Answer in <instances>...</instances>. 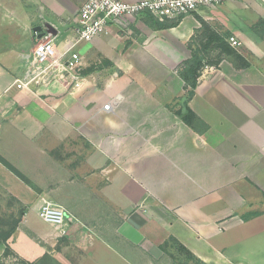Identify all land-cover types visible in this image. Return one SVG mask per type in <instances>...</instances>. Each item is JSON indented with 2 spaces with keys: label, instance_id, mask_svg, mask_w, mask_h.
Here are the masks:
<instances>
[{
  "label": "crops",
  "instance_id": "0c3cea01",
  "mask_svg": "<svg viewBox=\"0 0 264 264\" xmlns=\"http://www.w3.org/2000/svg\"><path fill=\"white\" fill-rule=\"evenodd\" d=\"M20 1L0 0V156L39 197L84 179L89 193L74 192L77 203L121 207L123 245L103 236L100 250L112 260L100 264H157L171 237L206 264H264V40L253 31L264 0L227 1L161 29L148 24L147 12L111 22L76 48L111 65L87 70L73 91L23 83L39 42L35 28L50 25L62 50L76 38L87 0ZM207 27L238 39L251 66L224 59L203 70L189 104L207 128L195 131L168 105L186 91L179 67L191 57L187 44L193 36L206 41ZM78 138L90 150L76 166L63 150ZM0 186L22 199L24 189L27 215L38 216V197L1 161ZM95 187L104 190L101 199ZM72 214L87 221L92 237L91 218Z\"/></svg>",
  "mask_w": 264,
  "mask_h": 264
},
{
  "label": "rangeland",
  "instance_id": "374dc122",
  "mask_svg": "<svg viewBox=\"0 0 264 264\" xmlns=\"http://www.w3.org/2000/svg\"><path fill=\"white\" fill-rule=\"evenodd\" d=\"M2 2H11L14 4V6L21 4L20 0H2ZM38 23L39 17L37 15L35 24ZM27 35H29L31 39V33L29 32ZM26 39L27 38L25 36L24 41ZM29 42L31 44V40ZM230 45L234 47L238 53L242 52V46H233L231 43ZM79 50L81 54L84 53L82 75L87 73V70L91 69L92 67L102 68L103 66L111 65V60L106 56H99L92 59L91 57L88 58V54L85 53L87 52L86 49L83 50L79 48ZM211 51V54L204 60V67L201 71V74L205 68L207 69L212 66L217 67L220 64V62L219 64H215L219 51ZM224 59L230 61L234 66L240 65L241 63L235 54H224L221 62ZM256 90L257 88H255V92H257ZM178 98L173 100L171 106H169L170 104L168 105L169 109H171L174 113L181 107V101L177 100ZM190 127L195 131H200L207 128V124L201 120L195 119L193 121V125ZM68 143L70 144V142ZM87 149L88 148H86L85 143L78 138L73 139V146L71 150H68L67 147V150L64 149L63 151L67 153L66 158L72 159L74 161L73 165L77 166L83 162L82 159L84 156L82 154L83 152L85 153ZM14 168L16 169V167ZM20 173L23 174L22 172ZM23 176L24 179L20 176L18 177L25 184L30 186L32 191L35 193V195H31V197H36V199L38 197L36 201V204L39 206L36 209L38 216L35 214L31 218L27 215L28 207L23 201L28 199L29 195L24 189L22 190L23 200L21 197L13 195L10 188L0 186V264H100V262L104 259L110 261L112 260L111 256L108 257L107 255H103L99 245L100 241L104 239V237L109 238L114 244L123 245L120 237L116 233L119 222L117 217H119L120 212H122V210H120L121 207H118L116 204L112 203H77L75 201L74 192L80 191L78 194L81 195V199H85L86 195L89 193L88 188H85L84 179L81 181H74L73 188H68L64 194L60 192L61 190L59 189L51 190L53 194L49 195V198H44L38 196L40 189L32 182V180L24 174ZM93 191L94 196L98 197L99 199L102 198V191L104 190L101 187L98 189L95 187ZM57 192L60 194L55 196L54 193ZM71 193H73V196H70ZM61 200H64L65 204L62 203ZM45 201H50L65 208L66 219L64 225H54L41 218L40 208L45 203ZM73 210L79 215L85 217L89 216L91 218L88 220V222L92 224L94 228L92 231V237L90 228V230L87 228L86 231L84 230L85 227L83 222L86 223L87 221H81L79 219L73 218ZM22 212H24V214ZM21 214L23 215L20 217L21 220L15 233L9 238L8 236L3 235L8 232L13 224H15L16 219H18ZM167 243L168 245L166 249H162L164 253H162L158 259L157 264L194 263L192 258L189 260L187 258L188 256H186V253L180 250V245L178 242L176 243L174 240H170ZM89 249H94V251L89 252ZM126 253H128V251H126ZM128 254V257H132V260V253Z\"/></svg>",
  "mask_w": 264,
  "mask_h": 264
},
{
  "label": "built area",
  "instance_id": "2783aa9c",
  "mask_svg": "<svg viewBox=\"0 0 264 264\" xmlns=\"http://www.w3.org/2000/svg\"><path fill=\"white\" fill-rule=\"evenodd\" d=\"M227 1L244 0H138L127 2L124 0H87L82 6L76 38L59 50L54 41V32L51 29L42 38H39L31 60L29 80L25 84H54L65 85L73 90L82 87L83 57L76 49L82 42H90L96 37L108 32L111 22L122 24V20L147 12L159 21H171L194 13L203 8H210ZM52 28V27H51ZM39 34V33H38ZM233 46L241 43L235 37L230 38ZM111 103L105 105L110 109ZM40 216L46 222L62 226L66 219V210L63 206L50 201L40 208Z\"/></svg>",
  "mask_w": 264,
  "mask_h": 264
},
{
  "label": "trees",
  "instance_id": "16d2710c",
  "mask_svg": "<svg viewBox=\"0 0 264 264\" xmlns=\"http://www.w3.org/2000/svg\"><path fill=\"white\" fill-rule=\"evenodd\" d=\"M180 19L177 20H171V21H159L157 20L152 14L149 13L147 22L150 26L154 28H167V27H173L176 26L179 23ZM205 37L206 41H204V38L193 36L192 39L188 42V47L191 50V57L185 60L179 67V75L185 82V90L186 93L184 96L178 98L177 100L181 101V107L180 109L176 110V115L181 118L182 121H184L186 124L192 126L193 121L200 120L198 115L195 113V111L190 106V101L195 96L196 88L199 83V78L201 76V71L204 67V60L207 56H209L211 52L218 50L219 53L217 55L216 63L219 64L221 60L224 57V54H235L236 57L240 60V65H237V68H247L251 66V62L242 54L238 53L237 50L230 45V41L227 39L229 38V33H226L224 35L219 34L215 32L214 30H211L209 27H207L205 30ZM253 31L264 40V19H260L257 23L253 25ZM198 33V32H197ZM207 42V43H206ZM171 106V104L169 105ZM0 161L5 164L7 167H9L15 174L22 177L24 179L23 174H21L17 169H15L9 162H7L5 159H3L0 156ZM24 214V212H22ZM21 214L18 219H16L15 224L11 226V228L8 230L7 233L3 234L9 237H11L20 222V217L23 215ZM170 240H174L176 243L178 242L175 238L171 237ZM180 245V250L186 253L187 258L190 260L193 259V264H206L202 260L196 258L193 256L183 245ZM168 243L166 242L162 248L163 250L166 249Z\"/></svg>",
  "mask_w": 264,
  "mask_h": 264
},
{
  "label": "water",
  "instance_id": "95a60500",
  "mask_svg": "<svg viewBox=\"0 0 264 264\" xmlns=\"http://www.w3.org/2000/svg\"><path fill=\"white\" fill-rule=\"evenodd\" d=\"M35 31L38 32V38H42L46 33H49L51 31V26L46 25L44 26H38L35 28Z\"/></svg>",
  "mask_w": 264,
  "mask_h": 264
}]
</instances>
